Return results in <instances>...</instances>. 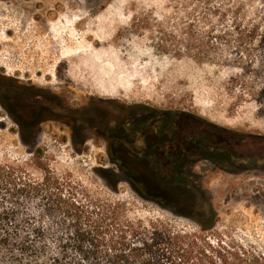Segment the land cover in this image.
I'll return each instance as SVG.
<instances>
[{"label": "rangeland", "instance_id": "1", "mask_svg": "<svg viewBox=\"0 0 264 264\" xmlns=\"http://www.w3.org/2000/svg\"><path fill=\"white\" fill-rule=\"evenodd\" d=\"M243 3L240 17L252 19L259 0ZM191 13L185 0H0V163L39 182L51 172L96 200L121 203L125 229L144 233L161 224L182 233L189 247L184 264H251L264 259V105L239 100L231 89L239 69L187 55ZM56 97L61 106L48 99ZM89 100L91 134L107 122L112 128L120 115L183 114L186 126L205 124L235 137V151L248 162L207 173L205 197L167 191L164 180H148V169L137 170L140 194L124 182L114 185L120 175L103 143L86 153L71 146L69 111ZM44 107L54 108L59 122L25 138L19 122H37ZM42 225L49 228L50 220Z\"/></svg>", "mask_w": 264, "mask_h": 264}, {"label": "trees", "instance_id": "2", "mask_svg": "<svg viewBox=\"0 0 264 264\" xmlns=\"http://www.w3.org/2000/svg\"><path fill=\"white\" fill-rule=\"evenodd\" d=\"M185 3L192 12L184 32L187 55L198 63L239 69L231 89L239 92V100L250 98L264 105V0H259L252 19L240 17L243 0ZM229 17L231 29L226 28ZM256 53L258 62L252 60ZM19 126L25 138L33 136V123L21 121ZM34 155L40 158L41 151ZM113 173L125 175L126 184L140 194L137 170ZM147 177L164 182L152 171ZM32 206L37 215L30 212ZM122 209L121 203L96 200L51 172L39 182L22 167L0 163V264H184L189 248L185 235L160 229L161 224L144 233L125 229ZM44 219L50 220L49 228L42 225ZM255 261L264 264V259L251 264Z\"/></svg>", "mask_w": 264, "mask_h": 264}, {"label": "flooded vegetation", "instance_id": "3", "mask_svg": "<svg viewBox=\"0 0 264 264\" xmlns=\"http://www.w3.org/2000/svg\"><path fill=\"white\" fill-rule=\"evenodd\" d=\"M48 99L62 105L57 97ZM90 105H94L92 100L86 108L69 111L73 117L65 124L72 132V149L86 153L90 151V145L100 147L103 143L111 168L148 169L156 175L161 171L164 175L161 178L170 186V191L176 189L177 194L190 196L197 192L205 197L207 173L211 176L217 173L216 170L241 169L248 162L235 151L241 145L235 137H223L222 132L206 129L205 124L186 126V115L183 114L157 113L144 120L120 115L118 120H113L112 128L107 122L96 130V135L91 134L86 119ZM55 113L54 108L44 107L40 119L33 123V131L40 133L41 124L48 121L59 122ZM208 167L212 169L207 170ZM121 182L129 180L121 175L114 185Z\"/></svg>", "mask_w": 264, "mask_h": 264}]
</instances>
